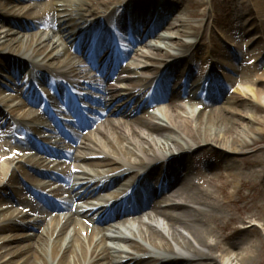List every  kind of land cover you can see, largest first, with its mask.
Masks as SVG:
<instances>
[{"label":"bare ground","instance_id":"1","mask_svg":"<svg viewBox=\"0 0 264 264\" xmlns=\"http://www.w3.org/2000/svg\"><path fill=\"white\" fill-rule=\"evenodd\" d=\"M153 3L157 20L145 31L140 25L149 12L139 8ZM185 4L192 9L188 14ZM245 4L243 14L235 16L244 37L255 26L260 36L246 45L258 47L264 43V0H244ZM207 5L215 8L218 3L0 0V124L7 127L0 131L4 136L0 143V264H249L240 259V247L233 242L240 237L239 231L228 236L231 247L227 250L221 249L218 238L211 241L223 207L211 192L194 184L189 162L209 151L227 172L236 174L237 157L259 143L257 136L264 138V129L255 128L264 121L249 118L234 129L226 115L243 119L236 113L240 105L264 111V73L246 79L257 85L255 102L234 96V111L218 106L229 87L216 69L226 74L224 61L238 59L239 53L224 48L232 38L215 32L214 45L202 59L201 75L194 80L195 70H188L184 63L197 61L204 46L198 39L199 26L188 18L202 16L199 10ZM112 17L122 35L109 32ZM129 17V22L124 21ZM166 17L175 20L171 31L176 30V36L162 25ZM217 23L213 26L218 27ZM162 31L167 32L162 36ZM235 31L231 30L233 40ZM119 36L131 40V48L115 45L114 38ZM136 44L139 51L132 49ZM106 47L118 48L104 59L101 53ZM130 50L133 68L122 64ZM210 56L216 59L212 64L207 62ZM240 72L239 67L231 71L239 80L245 77ZM38 84L55 88L78 123L89 122L98 105L104 108L101 120L108 117L110 121L102 122L92 137L60 130L54 115L44 123L37 109ZM200 93H207L201 108L196 103ZM157 101L165 108L160 115L148 112ZM11 143L16 144L14 154ZM49 179L69 183L47 186ZM147 183L145 192L125 194L126 206L106 200L105 204L113 205L96 209L101 202L96 197L101 194L116 200L126 191L118 189ZM52 186L57 189L47 193L52 200L38 194L37 190L46 193ZM27 193L44 206L34 204L27 207L28 212L11 207L26 205ZM89 200L95 203L87 205ZM49 210L58 213L48 217ZM80 215L90 223L93 216L99 217L101 230L80 223L76 219ZM120 216L126 217L121 220Z\"/></svg>","mask_w":264,"mask_h":264},{"label":"rangeland","instance_id":"2","mask_svg":"<svg viewBox=\"0 0 264 264\" xmlns=\"http://www.w3.org/2000/svg\"><path fill=\"white\" fill-rule=\"evenodd\" d=\"M217 3L218 6L215 8H212L211 5H207L203 9H200L199 11L202 13V16L188 18L196 26H199L197 35L199 36L198 39L202 40V45L204 47L198 55L199 58L197 61L185 62L184 65H188L190 66L189 69L193 68L195 70V80L196 77H200L201 75L200 68L203 63V56H205L214 45L211 41L213 40L212 36H214V33L218 32L222 36L226 35L232 38L230 41L228 40V47H224V45L221 44L230 51L238 52L239 58L233 59V57H231V60L228 59L231 62L228 60L224 61V66L228 68V70L230 69V71L239 67L241 70L240 76L245 77L239 80L232 74L230 75V73L222 74L220 72L221 69H216V73L221 74L224 78H228L225 79L224 83H227L229 87L228 92L224 95L225 98L220 101L218 106H227L226 108L228 110L234 111L232 110L234 96L255 102L253 100V90H256L257 85L255 82L252 83V81L248 83L246 79H254L257 74L264 73V43L259 44L258 47H248L246 45L248 40L257 39L260 33L256 31L254 28L255 26H251L248 29L250 31V36L244 37L240 20L235 16L237 13L240 15L243 14L244 6H247V4L244 5V0H217ZM234 5H239L240 10L238 11ZM184 8L187 12L186 14L192 11V9L187 7V4L184 5ZM253 17L255 18L256 15ZM200 21H204V24H198ZM214 21L216 23L219 22V25L217 23L218 27L213 26ZM239 25L240 28H238ZM233 29L236 30L235 33L237 34V39L234 38V40L231 34V30ZM173 34L176 35L177 33L174 32ZM125 40L116 39L119 44L122 43L124 46H129L131 48V43ZM132 49L139 51L140 46L136 44ZM129 52L131 53V50ZM132 57L133 55L124 59L122 64L125 67L132 65ZM215 60L216 59H213L211 56L207 58V62L211 64ZM255 64L256 66H254ZM246 71L247 74H245ZM231 78L232 81H228ZM216 84L218 83H215V85ZM120 86L125 88V85ZM13 93H15V91ZM15 94L17 95V92ZM186 103L188 104V101L184 104ZM236 113H240L243 119L237 116L235 117L234 115H226L230 123L229 126H234V129L240 128L238 126H244L248 123L249 118L252 121H264V111L255 112L250 106L240 105ZM236 124H238V126H235ZM5 128L7 127L0 125V131L1 129L5 130ZM255 128L264 129V124H255ZM230 135L233 136L234 134L230 133ZM256 139L259 141L257 145L252 146L237 157L239 160V170L235 175L227 172L224 168V164L219 161L217 155L209 151L203 155H197L196 162L194 161L195 163H193V161H191V163L194 167V184L198 186L200 190L211 192L223 207L222 217L216 223L214 237L211 238V241L215 243L218 238L221 240V249L227 250L231 247L230 240L227 239L228 236H232L233 232L239 231L240 237L234 239L233 242L234 245L240 247V259H246L249 264H264V138L262 136H257ZM197 164L213 168V171L205 172L207 177L209 176L215 181L213 185L209 186L205 181L200 179L199 176L201 174L203 175L204 171L200 168L198 169ZM218 166L223 167V169H215ZM26 197L29 199H27L28 202H26L27 200L25 201V204L27 203L24 205L25 207L32 203V201H29L30 198L33 200L28 193ZM24 206L18 205V207L14 209L23 210L25 208ZM19 234L22 233L20 232ZM15 249L16 248H13V251ZM217 255H220V252H217ZM250 255L255 258L253 257L251 260L249 258ZM12 260H14V258Z\"/></svg>","mask_w":264,"mask_h":264}]
</instances>
